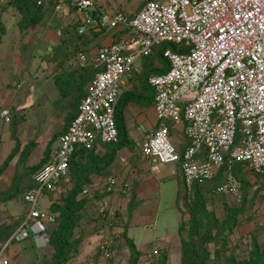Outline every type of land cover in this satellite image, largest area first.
<instances>
[{
	"label": "built area",
	"instance_id": "obj_1",
	"mask_svg": "<svg viewBox=\"0 0 264 264\" xmlns=\"http://www.w3.org/2000/svg\"><path fill=\"white\" fill-rule=\"evenodd\" d=\"M10 1L0 0V6ZM36 4L51 5L57 12L65 6L75 10L80 15V34L98 26L123 27L128 32L99 48L93 58L84 50L73 58L80 67L93 60L95 74L58 147L35 173L38 186L25 192L28 209L10 240L32 239L37 248L49 245L56 214L41 208L40 198L51 193L52 203L61 202L56 195L78 148L119 141L115 109L120 84L140 60L164 43L177 48L163 51L168 67L148 79L160 124L140 143L141 155L152 164L179 163L188 192L196 180H212L226 159L229 167L244 162L264 173V0H147L134 15L104 11L99 17L95 0H36ZM1 116L9 121V109L4 108ZM180 123L189 140L183 151L173 142L171 131ZM201 152L204 159L198 158ZM116 182L109 176L106 190L113 191ZM91 191L85 187L83 195ZM215 193L243 203L241 184L231 171ZM108 215L114 217L115 209L109 208ZM113 239L109 235L99 246L102 258L113 255ZM158 253L155 243L138 264H156Z\"/></svg>",
	"mask_w": 264,
	"mask_h": 264
},
{
	"label": "trees",
	"instance_id": "obj_2",
	"mask_svg": "<svg viewBox=\"0 0 264 264\" xmlns=\"http://www.w3.org/2000/svg\"><path fill=\"white\" fill-rule=\"evenodd\" d=\"M7 4L13 5L20 12L21 18L17 23L19 29L37 26L41 22L44 11L47 9L37 5L36 0H12ZM5 31V27L1 26L0 22V43ZM168 47L176 49L177 45L164 43L161 46L155 47L151 55L143 58L144 60H149L150 63L148 64L150 72L145 74L144 85L147 84L151 75L159 73V71H156L157 68H155L152 63L155 61V57L160 60L161 64L166 62V59L163 57V51ZM74 51L75 54H77L79 51H83V47L76 45ZM84 51L86 50L84 49ZM65 60L67 59L59 60L57 63V69L64 66ZM92 68H94V64H89L84 67L73 64L70 70L63 72L65 78H60V80L63 81L62 83H58V86L61 88L63 84H68V88L72 90L71 94L73 97L72 110L70 115L67 116L66 128L64 131L67 130L69 124L76 116L81 100L87 95L88 85L93 78V76H89ZM84 79H86V81L85 83H82ZM62 93L67 94L66 92ZM133 98L134 94L130 92L124 93L118 99L115 109V121L119 130V141L117 143H111V145H113V150L110 154L99 157L94 154L93 150L95 147L91 149L80 147L72 155L69 162L68 176L70 187H67V189L64 188L65 191H62L61 202H53L49 207V211L56 214V222L49 229L50 243L48 246H50L52 253L49 257L44 256L43 259H41L40 264H68L79 253L83 238L80 235H76V230L79 228L81 222L86 219L87 214L91 215L90 205L92 204V201L97 198H102L104 194L111 193V191L109 192L105 189L104 193L95 190L91 191L90 194L83 195V189L89 187L91 184L92 181L90 177L93 173H100L103 169L109 166L115 158V152L117 149L130 144L131 141L128 139L129 132L126 127L124 110L125 106L132 101ZM2 110H0V122L2 119L5 120V118L1 116ZM14 110H9V124L15 145L8 157L0 165V177L18 153L20 154L19 163L26 165L34 148L37 146L36 140H30L22 146L17 132L18 125L23 121L24 117L21 116L17 119L16 116H18V111ZM168 124L171 125L170 123ZM238 127H240V125ZM63 132L54 134L52 140L43 152L42 158L37 163L32 165L27 164L23 168H26L25 170H22V172L17 170L14 173L8 192L3 196L0 195V201H9L20 195L24 200L25 192L38 186V183L34 179V175L49 160L53 152L52 143L57 139L59 140V137ZM237 137H240V133H238ZM236 142H238V138ZM82 156L86 157L87 160L83 159V162L79 161L78 157ZM247 169L253 172L254 176L259 177L264 183V173L248 168L244 162L235 161L232 163L231 167H229L228 160L226 159L225 164L212 180H196L191 192H188L184 187L180 189L177 207L184 216L186 214L188 215V219H184L179 225L181 251L179 264H264V240L261 243L255 235L252 236L248 256L239 257L233 251H230L229 254H227L230 235L238 225V215L245 213V206L249 198L248 188L252 186V183L246 174ZM228 171H231L241 184L243 203L241 205L236 203L235 206L228 207L226 218L220 219L214 210L209 208L207 190L211 189L210 194L212 196L230 198L215 193L216 187L225 181V176ZM136 204L135 187L132 186L130 202L127 210L128 220L124 229H122L121 235H119L124 239L130 251L128 264H138L139 259L143 254V252L137 248L133 238L128 234L129 218L133 216ZM108 209L109 208L103 209L99 214L101 219L100 227L102 228L101 231L105 232V240L108 239L109 235L114 238L112 245L113 249V246L116 243L115 240L118 238V235H114V229L117 227L119 211L115 209L114 217H109ZM25 215L26 214H23L18 219L5 223L0 228V243H6V248L11 242L15 241L13 239L10 240V238L20 226ZM111 232H113V234ZM212 244L216 247L214 251L210 248V245ZM98 252L101 256L99 247ZM156 264H170L167 251H160L159 249Z\"/></svg>",
	"mask_w": 264,
	"mask_h": 264
},
{
	"label": "rangeland",
	"instance_id": "obj_3",
	"mask_svg": "<svg viewBox=\"0 0 264 264\" xmlns=\"http://www.w3.org/2000/svg\"><path fill=\"white\" fill-rule=\"evenodd\" d=\"M141 1L142 2H140V0H134L132 7L135 8L139 5L141 7L147 0ZM13 21L14 20H12L8 25V30L5 31L7 34L5 35L4 40L7 42L6 44H8V40L14 44L11 50L14 55L17 56L14 57V60L17 62L23 59L20 71L16 74V79H13L12 82L15 83L14 86L19 83L22 85L21 88L17 87L20 95H22L25 94L24 92L28 89V87L30 89L31 78L35 77V75L29 77V73H25L26 69V72H28V69L31 67V65L37 66L39 62L41 67H43L44 63H46L45 66H48V63H51L52 66L55 64L50 61L45 62L47 58L45 54L46 51H48V49L44 51V44L46 43L45 41V43L41 42V45L33 56L34 58H29L30 52L28 53V49H25L23 45H21L18 37L16 38L13 36L12 30H17V25L15 26ZM68 44L69 47L67 48L66 54L64 53L63 49L58 51L60 49H57L58 47H55V45L52 44L50 51L53 52L55 50L53 53L55 58L52 57L51 59L57 62L59 59H61V57H63L67 59L65 60L64 64L69 63L70 66H72L71 61L76 56V54L74 51V46L70 43ZM20 49L22 50V53ZM3 59H5L4 56ZM27 60L30 63V66L28 67ZM146 61H148V64H150L149 60ZM154 62L158 67H160L161 62L157 57H155ZM13 64L15 65V62ZM55 70L57 71V69ZM40 78L42 77L38 76L35 78V80ZM60 78H65L62 71H60L57 76L40 80V84L38 86H31L32 92L26 94V97L28 98L23 100V113L26 117V123L23 122L21 125H18V136L21 138V143L23 141L28 143L30 140L37 141V146L33 150L34 153L32 152V157L29 158L26 165L35 164L42 158V152L45 151L54 134L63 128L68 113L71 111L73 97L71 94L72 90L68 88V84H63L61 88L58 86L60 95L62 92H66L67 94L62 93L61 99H54V95H56L54 92H58L56 83L58 85V83H62L63 81H61ZM21 116L23 115H21L18 111V116H16L17 119ZM12 140L14 143L13 137ZM25 144L22 143V146ZM52 144L58 147L59 140H57V143L53 142ZM8 150L9 140H6L2 142L0 146V162H3V156L7 154ZM7 156L8 154L6 157ZM19 156L20 154L18 153L2 174L3 176L1 175L0 195L2 196L8 192V188L14 173L17 170L22 172V170L26 169H23L26 165L19 163ZM246 174L248 175L252 186L248 188L249 198L245 206V213L239 214L237 217L238 225L230 235V243L227 251V254H229L230 251H233L239 257L248 256L252 236H257L261 243L264 240V183L259 177H255L254 173L248 169L246 170ZM69 183L70 181L68 178L62 183L61 191L56 195L57 198L62 196V191L64 192L67 187H70ZM181 188L179 187V189ZM172 189H174V187L170 186L169 192L163 197V202H161L159 212L155 219H152L153 217L146 219V215L144 224L130 225V217L128 222V230L129 236L133 238L138 249H151L154 244L157 243L160 251H167L170 264H179L181 258L179 225L184 219H188V215L186 214L184 216L176 206L179 193H177L176 197V192ZM210 191L211 189L207 190L209 208L213 209L220 219H225L228 214V207H233L236 203L227 197L212 196ZM108 199L103 200V198H97L92 201V204L90 205L91 215L87 214L86 219L81 222L79 228L76 230V235H80L83 238V242L79 248V253L68 264H128L130 259V251L124 239L119 236L121 235L122 229H124V226L127 223L128 211L127 209L123 210V204L116 206L112 204L111 199ZM52 200V194L50 195L48 193L43 195L40 198V207L45 210H49ZM111 207L119 211L117 227L114 229V235H118V238L115 240L116 243L113 246L114 253L112 257L104 259L98 252V247L104 242L106 238L105 232L101 231V219L99 214L103 209ZM27 209L28 204L23 200L21 195L9 201H0V228L5 223H9L15 219H18L23 214H26ZM142 216L143 215L139 213L137 219L140 220ZM111 233L113 234V232ZM5 245L6 243H0L1 264H40V261L44 256L49 257L52 253L50 246L45 248L35 247L34 241L32 239L15 240L11 242L7 248H5ZM210 248L212 251H214L216 247L212 244L210 245ZM4 260L6 262H4Z\"/></svg>",
	"mask_w": 264,
	"mask_h": 264
},
{
	"label": "crops",
	"instance_id": "obj_4",
	"mask_svg": "<svg viewBox=\"0 0 264 264\" xmlns=\"http://www.w3.org/2000/svg\"><path fill=\"white\" fill-rule=\"evenodd\" d=\"M140 2L142 1L140 0ZM133 4L134 0H95V13L98 17L100 16V13L104 11L109 13L121 11L127 15H134L138 8H140V5L134 8L132 7ZM45 9L41 22L37 26L19 29L17 25L21 18L19 10L13 5L7 3L0 6L1 26H4L5 29L8 30V25L14 20L13 24L15 26L17 25V30H12L13 36L16 38L18 37L21 45H23L25 49H28V53L30 52L29 58H34L33 56L41 45V42H46L44 44V51H46V49H48V51H46L45 54L47 57L45 62L50 61L55 64L52 66L51 63H48V66H45L46 63L43 62L44 65L41 67L39 62L37 66L34 65L35 67L31 65L28 72H26V69L25 73H29V77L35 75L34 78H31L30 84L32 87L35 85L38 86L40 80L52 78V76H57L60 71L64 72L71 69L69 63V65L66 63L60 69H57L58 61L61 59L64 60L65 58L61 57L57 62L51 59L52 57L55 58L53 55L55 50L53 52L50 51L52 44L55 45V47H58L57 49H60L58 51L63 49L65 54L69 47L68 43L72 44L74 47L80 45L83 47V50L85 49L87 51L90 58H93L97 54L99 48L118 40L128 32V28L118 27L111 29L105 26H98L96 29L89 30L85 34H80L78 32L81 23L80 15L75 10L65 6L61 11L57 12L54 11L53 6L51 5L46 6ZM6 34L7 33L3 35L0 43V110L7 108L11 111L14 109V111H19L24 117L23 121L19 124L21 125L23 122L26 123V117L23 113V100L28 98L26 97V94L32 91L30 86V89L28 87V89L25 90V94L20 95L18 88H21L22 85L19 83L14 86L15 83H12L13 79H16V74L20 71L23 59L17 62L14 60L16 55L11 51L14 44L9 40L8 44H6L7 42L4 40ZM3 56L5 59H3ZM145 61L144 59L140 60L136 64L133 72L130 75L125 76L120 84V96L124 93L130 92L134 94L133 100L125 106L124 110L126 127L129 132L128 139L131 142L129 145L116 150L115 158L108 167L103 169L100 173H93L91 175L90 179L92 182L89 185L92 191L96 190L104 193L107 186V178L113 176L117 181L114 190L109 194H104L102 198L103 200L108 198L111 199L112 204L116 206L123 204V210H128L131 197V187L134 186L135 201L137 204L133 216L131 217L130 225L144 224L146 215V219L149 217L155 219L159 212L161 202H163V197L169 192L170 186L174 187L172 190H175L176 197L180 190L179 187L181 188L182 186V188H185L183 174L179 163L152 164L149 159L141 155L139 150L140 143L143 139L153 133L160 124L154 107V91L152 86L148 81L146 85L143 84L145 74L150 72L148 61ZM14 62L15 65L13 64ZM152 63L153 66L157 68L156 71L159 72L168 67L167 62L161 64L160 67H158L155 62ZM29 64L30 63L27 60V67L30 66ZM89 64H94L93 60L90 59L87 65ZM71 65H73V63H71ZM55 69H57V71ZM95 71L96 67L94 65L89 76H94ZM136 74L139 75L137 76ZM38 76H41L42 78L35 80ZM85 81L86 79H84L82 83H85ZM56 87L58 92H54L56 94L54 95V99H61L62 93L60 95L57 83ZM70 113L71 111L68 115H70ZM9 122L10 121L4 119L0 122V146L2 142L9 140L8 155L15 145V141L13 143L12 140ZM65 128L66 121L63 128L57 133L63 132ZM183 128V124L180 123L171 129L173 142L177 145L180 151L185 150L186 146L189 144L188 138L184 135ZM57 140L55 141L56 143ZM22 143L25 144L26 141H23ZM53 147H55L53 148L54 151L57 146L53 145ZM112 150L113 145L99 142L93 151L95 155L103 157L110 154ZM6 155L3 156L4 160L8 157H6ZM122 158L125 159V162L121 160ZM198 158L204 159V152H201L198 155ZM78 159L81 162H83V159L87 160L84 156L78 157ZM3 162L1 161L0 165ZM2 176L0 178H2ZM138 212L143 215L140 220L137 219ZM146 250L148 249L141 251L144 252Z\"/></svg>",
	"mask_w": 264,
	"mask_h": 264
}]
</instances>
